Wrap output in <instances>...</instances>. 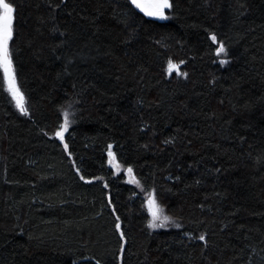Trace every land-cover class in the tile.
Listing matches in <instances>:
<instances>
[{
  "label": "trees",
  "instance_id": "1",
  "mask_svg": "<svg viewBox=\"0 0 264 264\" xmlns=\"http://www.w3.org/2000/svg\"><path fill=\"white\" fill-rule=\"evenodd\" d=\"M169 1L6 0L0 264H264V0Z\"/></svg>",
  "mask_w": 264,
  "mask_h": 264
},
{
  "label": "snow or ice",
  "instance_id": "2",
  "mask_svg": "<svg viewBox=\"0 0 264 264\" xmlns=\"http://www.w3.org/2000/svg\"><path fill=\"white\" fill-rule=\"evenodd\" d=\"M133 3L136 4L137 7H140L143 11L146 12L149 16H160L163 18V10L165 8H169L171 5L168 3V0H154V3H151L149 5H142L139 3V0H133ZM0 69H3L4 78L8 82V90L12 94L13 98L17 102V107L22 111L26 112V109L24 108V98L22 93L20 92L19 88L16 84V76L13 69V63L10 56L9 51V41L12 39L13 36V13L14 9L11 3L6 2V0H0ZM213 41H215V36L212 37ZM224 52V48L221 45L219 48V52ZM169 73L172 71H179V66L176 64H173L171 61H169V67H168ZM68 125V119L67 114H65V123L61 129L60 132L57 133V135L63 139V132L67 129ZM127 172L131 175L132 169L128 168ZM138 183L137 181H133ZM149 210L153 216V221L160 220L162 212L161 209L156 204L155 198H150L149 200ZM168 217L164 216L162 217L163 222L161 224H156L153 222L151 225L152 227H163L164 224L168 221ZM119 227V225H117ZM200 239H203L201 237Z\"/></svg>",
  "mask_w": 264,
  "mask_h": 264
},
{
  "label": "rangeland",
  "instance_id": "3",
  "mask_svg": "<svg viewBox=\"0 0 264 264\" xmlns=\"http://www.w3.org/2000/svg\"><path fill=\"white\" fill-rule=\"evenodd\" d=\"M132 1H133V0H132ZM139 3H141L142 5H149V4H150V3H148L146 0H139ZM153 3H154V0H153ZM168 3L170 4V1H169V0H168ZM134 4H135V3H134ZM135 5H136V4H135ZM136 7H137V6H136ZM137 8H138L139 10H141L143 13L146 14V12L143 11L140 7H137ZM167 9H168V8H165V9L163 10V16H164L165 11H166ZM146 15H147V14H146ZM147 16H149V15H147ZM149 17H158V18H161L160 16H149ZM220 47H221V45H220ZM223 48H224V46H223ZM218 52H219V50H218ZM219 57H220V61H221V63H222L223 65H228L229 60H228V58H227V55H226V49H225V48H224V52H220V53H219ZM171 62H173V61H171ZM65 114H67V119H68L67 129L65 130V131H67L68 128L72 125V116H71L70 111H66ZM60 131H61V130H60ZM65 131H64V132H65ZM64 132H63V133H64ZM110 165L113 167V169L115 170L116 173H124V174L126 175V178H127V181H128V182L137 185V186L141 189V185L139 184V181L136 179V177H135V175L133 174V172H132L131 175H130V174L127 172V169H125L120 163H118L117 160H116L114 157H111V158H110ZM133 181H137L138 183L133 182ZM148 200H150V199H148ZM156 204H157V206L159 207V209L162 210V212L160 213V215H161V219H160V220L153 221V216H152V214H151V212H150V210H149V212H150V216H151V223H150V226L153 224V222H155L156 224H161V223L163 222L162 217H164V216L168 217L169 219H168V221L164 224L163 227H155V228H154V227L151 226V229H152V230H164V229L167 230V229H171V228H173V227H177V226H178L177 222H176L173 218H171V217L166 213V211L164 210V208H163L162 206H160L157 202H156Z\"/></svg>",
  "mask_w": 264,
  "mask_h": 264
},
{
  "label": "water",
  "instance_id": "4",
  "mask_svg": "<svg viewBox=\"0 0 264 264\" xmlns=\"http://www.w3.org/2000/svg\"><path fill=\"white\" fill-rule=\"evenodd\" d=\"M148 3H153V0H146ZM14 33V32H13ZM13 37V36H12ZM173 64H176V65H178L179 66V71L178 72H180L181 71V64H178L177 62H172ZM168 67H169V64H168ZM168 67H167V70H168ZM177 71H172L171 73H169V71H168V73L170 74V75H172L173 73H178ZM111 156H112V154H111Z\"/></svg>",
  "mask_w": 264,
  "mask_h": 264
},
{
  "label": "flooded vegetation",
  "instance_id": "5",
  "mask_svg": "<svg viewBox=\"0 0 264 264\" xmlns=\"http://www.w3.org/2000/svg\"><path fill=\"white\" fill-rule=\"evenodd\" d=\"M151 4V3H150Z\"/></svg>",
  "mask_w": 264,
  "mask_h": 264
}]
</instances>
